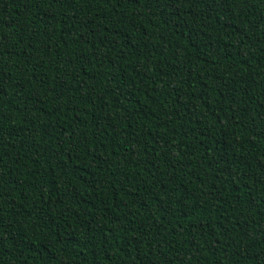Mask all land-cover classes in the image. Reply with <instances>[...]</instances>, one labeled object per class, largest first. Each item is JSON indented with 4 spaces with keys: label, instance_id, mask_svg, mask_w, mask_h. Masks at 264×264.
Wrapping results in <instances>:
<instances>
[{
    "label": "trees",
    "instance_id": "obj_1",
    "mask_svg": "<svg viewBox=\"0 0 264 264\" xmlns=\"http://www.w3.org/2000/svg\"><path fill=\"white\" fill-rule=\"evenodd\" d=\"M0 264H264V0H0Z\"/></svg>",
    "mask_w": 264,
    "mask_h": 264
}]
</instances>
